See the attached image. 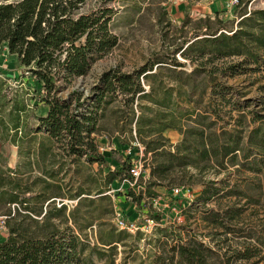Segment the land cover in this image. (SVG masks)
<instances>
[{
	"label": "trees",
	"instance_id": "16d2710c",
	"mask_svg": "<svg viewBox=\"0 0 264 264\" xmlns=\"http://www.w3.org/2000/svg\"><path fill=\"white\" fill-rule=\"evenodd\" d=\"M86 1L0 0V46L16 64V79L28 86L35 103L34 111L39 104L46 109L44 115L33 114L36 127L30 132L18 130L17 114L8 116L13 130L11 141L20 151L24 144L41 148L35 164L39 174L34 177L27 160L19 173L0 166V217H4L6 229V237L0 243V264H94L92 253L103 257L101 250L84 241V232L93 223L89 207L98 201H106L111 206V201L104 195L105 191L91 195L64 182L59 175L68 164L80 162L107 168L105 184L110 186L117 181L125 189L124 195L131 197L136 190H146L150 199H155V194L150 192L152 187L161 189L165 183L172 182L176 167L183 172V179L188 167L199 161L218 168L239 162L242 166H251V172L257 171L255 175L263 172L257 166L264 156L263 116L254 113L253 122L259 123L257 128L236 136L223 130L218 134L209 125L190 128L187 120L214 122L213 119L222 115L221 110L198 108L200 101L191 100L197 79L202 77L210 89L215 86L228 90L231 89L229 80L248 71H259V64L264 61V10L238 11L236 29L230 31L217 15L213 21L209 17L199 20L204 25L201 32L204 37L196 35L175 46L174 53L193 65L189 73L174 72L175 88L149 83L166 64L160 54H154L153 63L134 72L111 69L102 73L87 95L72 89L63 96L61 90L69 87L74 79L85 76L96 60L118 44L110 31L114 9L97 6L84 10ZM186 23L183 21L182 25ZM154 65L158 72H153ZM170 65L174 70L185 66L174 56ZM253 65L257 68L245 69ZM140 78L148 83V90ZM212 93L206 94L208 102ZM19 105L15 106L18 112L25 107ZM151 107L155 108L153 112ZM239 118L245 117L241 114ZM0 126L4 134L7 128L2 118ZM167 130H176L182 137L172 151L168 150L169 140L163 136ZM133 131L142 141L145 155L151 154V157L146 181L139 180L129 187L125 181H133L129 169L139 153L126 140L132 139ZM107 134L122 148L129 146V150L137 151L126 154L120 162L108 161L99 142V137ZM28 155L29 151L24 150L23 156L28 159ZM179 187L185 188L181 184ZM211 189L217 191L207 186L201 196H211ZM134 197V203L142 207V195ZM56 200L60 207L55 206ZM64 200H76V205L67 212ZM147 216L155 223L163 221L159 214ZM122 236V232L110 227L107 235L98 237V242L110 246L119 243ZM201 249V244L198 247L181 245L177 250L178 263L206 264Z\"/></svg>",
	"mask_w": 264,
	"mask_h": 264
},
{
	"label": "rangeland",
	"instance_id": "374dc122",
	"mask_svg": "<svg viewBox=\"0 0 264 264\" xmlns=\"http://www.w3.org/2000/svg\"><path fill=\"white\" fill-rule=\"evenodd\" d=\"M209 1L215 0H208V3L202 0H87L84 10H92L97 6L114 9L116 13L110 22V31L117 37L118 44L107 55L96 60L85 76L74 79L69 87L61 90V94L66 96L72 89H77L87 95L102 73L111 69L122 73L134 72L145 64L153 63L154 54H160V59L166 64L161 68L159 75L154 80H149V83L153 82L155 87L175 88L174 72L189 73L193 68L189 61L174 53L175 46L185 40H192L196 35H199L198 38L204 37L201 35L204 25L199 20L209 17L213 21L217 15L219 20L225 22L227 31H230L236 29L238 11L264 10V0H239L236 6L230 5L228 0H221V10L214 13L215 9L212 10L213 5ZM183 21H187L184 26ZM173 56L185 66L174 70L175 67L170 65ZM10 59L12 60V57H8L0 46V97L11 100L17 98L23 100L26 105H31L28 86L16 79V64ZM259 65V71H248L236 79L229 80L227 84L231 89L228 90H220L215 86L210 89L208 84L201 80L202 77L197 79L191 100L200 101L198 108L207 111L221 110L222 115L217 120L213 119L214 122H200L194 118L187 120L190 128L209 125L215 128L218 134L223 130L230 131L228 134L234 136L257 128L259 123L253 122V119L256 120L254 113L264 117V61ZM250 68L257 67L253 65L245 69ZM154 71L158 72L155 65ZM140 81L148 90V83H143L141 78ZM160 91L158 89L157 93L160 94ZM210 92L213 93L208 102L206 94ZM171 98L172 101L175 99V93ZM147 106H150V103H147ZM170 106L174 108V104L170 103ZM151 108L153 112L155 108ZM152 112L148 113L150 118ZM241 114L245 118L240 120ZM163 136L169 140L170 151L182 139L176 130H167ZM108 137V134L107 137H99L103 142L102 148L105 149L103 154L108 161L120 162L128 151L131 154L134 150L137 151L129 150V146L122 148L115 139ZM127 138L130 147H136L142 152V170L147 177L151 154L145 155L144 145L136 138L134 131L132 139ZM12 145L11 138L3 134V128L0 126V164L6 161L10 166L13 165L16 148ZM26 148L28 145L24 144L22 150ZM262 158L263 162L257 165L263 169L261 175H255L257 171L251 172V166H242L239 162L234 166L218 168L206 166L199 161L188 167L187 174L182 179L183 172L176 167L170 184L165 183L161 189H150V192L155 194L154 200L159 198L156 204L158 209L154 207L146 190H136L131 197L124 195L125 189L120 188L117 181L110 186L105 184L108 170L97 164H68L69 166H65V172L62 171L59 177L70 183L75 190L80 187V191H88L91 195L99 190L105 191L104 195L111 201V206L106 201H98L89 207L93 223L84 232V241L90 247L96 246L104 254L100 258L97 253H92L94 264H179L178 248L181 245L198 247L199 244L202 245L201 252L206 264H264V156ZM20 162L24 164L23 156L20 157ZM179 180L182 182H178ZM179 184L190 190L191 199L178 200V216H181L179 220H175V215L164 204L170 198V189L179 187ZM207 186L217 191L211 189V196L207 194L202 197L201 192ZM140 195L143 199L142 207L134 203V196ZM29 196L30 194H25V197ZM62 203L67 206L68 212L76 205V200H64ZM54 204L60 207L59 200ZM150 214H159L163 221L158 220L156 225L146 232L130 233L117 229L114 224L116 215L127 222L139 223L140 218ZM110 227L122 232V239L119 243L102 246L98 237L107 235ZM225 229L226 234L223 233ZM5 237L4 228L0 233V243ZM245 249L248 250L246 253Z\"/></svg>",
	"mask_w": 264,
	"mask_h": 264
},
{
	"label": "crops",
	"instance_id": "0c3cea01",
	"mask_svg": "<svg viewBox=\"0 0 264 264\" xmlns=\"http://www.w3.org/2000/svg\"><path fill=\"white\" fill-rule=\"evenodd\" d=\"M206 3H208V0H202ZM223 1V0H222ZM211 2V5H213L212 10L215 9L214 13L219 12L221 10L222 7V2L221 0H215V1H209ZM4 54V53H3ZM6 54V52H5ZM7 55V54H6ZM11 60V59H10ZM11 61L14 62V60L12 59ZM31 98V97H30ZM31 102V105H26L24 103L23 100H18L16 99H8V98H4V97H0V119L2 118L4 121V125L7 128L6 132L4 133L5 135L9 136V139L11 138L12 134H13V130H12V123L9 121L8 116H10L11 114L14 116V114L18 115V120L16 121L18 123V130H20V128L25 129V131H33V128L36 127V121L33 118V114L35 115H44L45 114V108L43 105H38L37 109L34 111L35 107V103L32 99L29 100ZM20 104V105H19ZM19 105V106H25L24 109H22V111L18 112L19 109H16L15 106ZM4 129V128H3ZM100 144H102L103 146V142L101 139H99ZM10 143V141L8 142ZM12 146H14L16 148V151H14V162L12 163L13 165L10 166L6 161H4L2 164H0L2 169H8L11 170L12 172H20L24 169V165L27 164L26 160L29 162L30 165V173L31 176L32 175H38L39 173L36 170V163L38 161L37 157V153L39 152L40 148L38 145H32V146H28V148H26L25 150L29 151V155H28V159H26V157H24V150L20 151L19 148L12 142ZM101 151L104 153L105 149L101 148ZM24 157V164L23 162H20V157ZM1 157V154H0ZM16 158L18 159V161L16 162ZM36 173V174H34ZM14 175V174H12ZM146 178V177H145ZM121 188V187H120ZM144 212V211H143Z\"/></svg>",
	"mask_w": 264,
	"mask_h": 264
},
{
	"label": "built area",
	"instance_id": "2783aa9c",
	"mask_svg": "<svg viewBox=\"0 0 264 264\" xmlns=\"http://www.w3.org/2000/svg\"><path fill=\"white\" fill-rule=\"evenodd\" d=\"M229 4L232 6H236L238 4V0H228ZM141 153L139 151L137 158L133 160V164L131 168L129 169V175L133 178L132 182L125 181V184H127L129 187H132L138 182L139 180L146 181V178L144 176V171L142 170V164H141ZM128 154L130 152L128 151ZM190 190L188 188H180L175 187L170 189V198L167 200L164 204L165 207L170 209L172 213L175 215V220H179L180 216H178V200H185L189 201L191 199ZM156 198V201L152 199V203L156 209H158V201ZM114 224L117 229L124 230L130 233L134 232H146L149 231L152 227H154L155 221L150 218L149 216H143L140 218L139 223H133V222H127L125 221L121 216L116 215L114 219ZM4 231V217H0V233Z\"/></svg>",
	"mask_w": 264,
	"mask_h": 264
}]
</instances>
